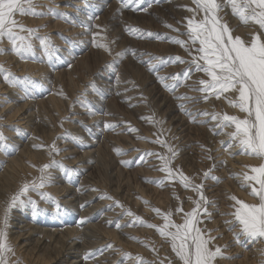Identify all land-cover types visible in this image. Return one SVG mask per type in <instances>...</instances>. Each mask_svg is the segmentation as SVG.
Masks as SVG:
<instances>
[{
  "label": "bare ground",
  "instance_id": "6f19581e",
  "mask_svg": "<svg viewBox=\"0 0 264 264\" xmlns=\"http://www.w3.org/2000/svg\"><path fill=\"white\" fill-rule=\"evenodd\" d=\"M109 1L110 0H95V1L39 0V3L41 5H50L52 7H56L59 13H66L67 14L66 18L53 16L51 14L44 16H31V15H19V14L16 15L15 19H17L19 22L23 23L27 27L38 28L41 35L45 33L49 34V32H52L50 31L51 28L52 30L55 31L63 30V33L62 32L60 33L58 31L57 36L49 34L53 42H56V44L58 45L62 46L63 44L59 42H68L65 46L66 52H62L61 50L59 52V55L61 57L60 60H56L55 58H53L51 62L47 60H42L41 59L42 53L40 51V48L37 49V47H39V42L35 40L33 41L34 44L36 45L37 59L35 60L20 59L12 52L11 54L7 53L8 51L10 52L11 46L6 39L2 43V46L5 49L7 50L9 49V50L8 51L6 50L7 52L5 51L4 53L0 54V63H3L6 68H8L11 72L15 73L17 76L22 77L24 75H29L33 77L35 81L38 82V86L28 85L27 88H22L18 86L13 87L8 83H6L2 78V76H0V100L3 101V104L0 101L2 104L0 105V119H1L0 126H2L0 127V131H3L4 135L9 137L8 143L15 146L14 150L9 149L7 150V153L0 151V208H2L4 201L11 194L15 193L18 190V188L21 186L22 183H24L25 181H31L34 177H38L40 175L38 168L40 165L47 163L49 161L50 159L49 146H51L53 142H55L56 147H58L59 144H63L61 148L59 147L61 151H59L58 154H54V157L58 155L62 156L60 158H62L66 162L64 164L68 163L69 164L68 166L74 169L72 176H74V174L78 171V169L82 170L84 168H93L92 170L87 172L89 174L87 175V177L89 178H85L84 173H79L78 176H80L79 177L80 182L76 181L77 186H74L72 184L73 177L71 178V181H69L66 174L60 169L59 172L57 171L58 174L56 173L55 169L50 170L52 174V180L50 185L47 186V189L45 188L46 190L44 191L51 193L54 197H56L59 200L60 204L62 205L61 213L55 210L53 204L40 200L39 196L36 193H29V195H31L33 199H36L38 201V206L40 209H42L38 213L41 214L42 212L45 211L47 212L48 218L47 221H45V223L43 224L41 223V218H40L41 216L34 217L35 213L33 211H31L32 212L31 215L29 213H25L24 209L26 208L28 209L29 205L26 207L24 206L22 208H17L11 212L10 227L8 229V239L10 244L13 246L15 250V255L12 256L11 258L14 261L18 260L19 264H113L112 260H114V258L112 257L110 260L106 259L107 257L105 256L106 254L104 255V253L108 254V252L105 249L106 247H104L101 243L107 239L109 240L108 243L112 244L115 241V244L117 243L121 245L122 248H132V246L135 247L136 249L135 261L139 260V258H142L144 261L147 262V264H154V262H158L159 260H164L165 257H167L169 259H172L174 264H178V261H176L175 259V254L172 253L168 242H167V248L169 249V252L162 254L159 257L153 259L154 251L152 249L154 247L148 246L149 242L150 241L152 242L154 239L155 242H162L165 239L161 237L158 232L156 237H153L152 228L144 225L143 228H141L139 225L136 226V228L134 229H132L131 227L129 228L124 227L125 229L123 230L139 233L143 238H145V240L146 239L149 240L147 243L146 242L144 243V241L143 243L142 242L136 243L126 239L125 242L124 240L122 242V240H120L122 238H119L120 236V234L118 233L119 229H117L115 226L113 229H111L109 228L108 225L110 220L111 221L114 220L111 219L113 217V214L114 213L119 214L118 210L120 211L121 208L119 207L117 208L118 213L113 211L116 205L112 207L113 210L107 211V209L109 208H107L106 206L109 200L101 198L105 193L110 195L109 193L112 192L114 195H116L115 197H117L118 195L122 196L119 200L116 201H120L125 208L131 210L133 209L131 205H133L135 207L134 210L136 215L142 218H146L145 221H147L150 224H153V221L155 222L159 221L158 224H161L163 223L162 219L152 211V208H159L162 211H166L168 206L169 207L175 206L176 208L181 201L180 199L181 195L178 196L175 194V196H171L170 190L173 187H175L174 190L176 193L178 187L181 186L182 188H184L178 181H172V182L165 181V183L161 185L167 187L166 189H164V191H160L157 188L152 189L153 192L156 193V197H154L150 193L146 194L145 191L140 188L141 185L137 186V183H135L136 182L135 170L140 171L142 166L154 165V164H155V168L159 169L158 165L160 164V161L156 158V156L146 157V159L151 160L150 163H147V160L145 159L144 163H139L140 164L139 166H135V168L137 169L128 170L127 167L132 166L131 164L132 161H130V156H133L134 154L140 155L142 152H146V151L166 154L168 148H166V146L164 147L158 146L157 143L152 142L155 140L154 137L148 138L146 135L142 134L139 130L137 131L138 127L134 125V122L133 123L130 122L133 130L129 132L126 127L127 121L125 120L121 121L119 118V117H125L124 112L122 113L123 106L122 108H118L115 111L117 118L108 120L107 117L104 116V114L114 111L112 108L108 107V102H106L105 98H103V100L100 98L99 94H103L104 96H106L117 93L118 96H120V98L124 99L125 101L123 104L124 106L130 104L131 101L129 92L128 90H126V88L128 87L127 85L123 84L124 82H126L125 80H123L126 79V76H119L118 74L117 75L114 74L113 75L115 76L114 82H112L111 84L106 83L109 84L108 85L109 87H106L105 89H103L100 85L94 82L99 78L95 76L96 74L93 75V73H98V75L101 74V71L99 69L100 67L103 68V71L108 72L107 73L108 75L109 73L111 75L114 71H116L115 70L116 68H113L114 66H112V64L106 65V63L110 61L109 59L112 58V57L110 58L108 57L109 54L108 56L106 55L107 50H105L104 48L94 46L92 42L94 32L99 33V36L97 37L98 43H105L106 41V40L104 41V37H105L106 29L108 28L109 25H107L108 22L107 21L108 19L106 20L107 17L103 15L106 12L105 11L103 13L104 9L109 8V10L111 9L113 10L112 7H115L116 11L117 9H121L120 10L121 17L122 14L124 13L125 16L129 15L130 17L131 15L130 12L129 14L127 13L128 10H126V8L121 7V3L116 2L115 4H113L114 0H111V2ZM174 1L175 4L177 5L178 1L177 0ZM182 1L183 4H185L184 3L185 1L188 7H194V5L192 4V0H182ZM108 2L111 3V5L108 4ZM131 7H135V5H132ZM177 8H179V6ZM41 10L46 11V9H41ZM124 10H126V12ZM186 10L184 11L186 12ZM100 12H102L103 14ZM179 13L181 12H178V15ZM227 13L230 14L229 11ZM89 16L93 17L90 23L92 25H100L101 27L99 29L96 27H92L91 31H87L84 27L81 26L82 23L88 22ZM118 17L119 16H117V18ZM129 17L127 18L128 20ZM236 18L238 19V17ZM114 20L113 22H115ZM111 29H113V27ZM244 30L245 29L243 28L241 31L243 32ZM245 31L248 30L246 29ZM87 34H89V37L91 38L90 46L88 44L86 45L83 44V42L87 41L86 43H88V40H90L88 39L89 37ZM84 35H87V38L84 39L85 41H83V38L85 37ZM80 36L83 37L82 40L79 39ZM247 37L248 36L245 37L246 40L248 39ZM58 47L60 49V46ZM127 50L129 52L128 54H130L131 53L130 48H128ZM106 56L109 59H106ZM132 56L133 55L130 54V57ZM133 57H135V55ZM114 58H115V54L113 55L112 59ZM118 59L119 58H115L116 61H118ZM148 59H149V55H148ZM150 62L156 63L155 59H153ZM123 66L124 65H122V67ZM176 66H174L172 63L170 64L167 63L165 66L167 68L159 72V74L160 75L170 74V71L172 70H174V74H175L181 72L186 67V65L184 64H179L178 67ZM134 71L137 73L136 70ZM196 74L201 75L202 76L201 78H206L204 77L203 73H196ZM104 76L106 77V75ZM140 78L141 77H138L137 75V77L133 78V80L138 81L140 80ZM197 78L198 80L201 79L199 77ZM197 78H195V80H197ZM145 79L146 77L145 78L143 77L142 81H145ZM190 81H192V78L185 82L187 86H185V83H182V87L184 88L185 93L186 92L189 93L188 95H184V96L195 97L196 99H189V100L181 99L179 101L180 102L179 106L180 105L183 106L177 108L181 111V113L185 111V109L190 108L191 109L190 112L194 114L196 113L197 108L204 106V107H208V109L210 108L208 111H206L208 113L215 111V112H227L230 113V115L232 114L235 115L237 114L240 116L243 115L239 113L237 109L230 107L227 101H225L222 98L216 99L215 97H210L208 101L202 100L201 98L202 94L200 92L193 90L194 87L193 88L191 87L192 88L191 90ZM131 82L132 81H130L129 84H132ZM133 83L135 84V82ZM169 83H171V81H169ZM160 85L163 88L162 90L163 91L165 90V94L170 91L165 87H163L162 83ZM85 89H87V91L90 92V94H87V99L89 101L92 100V97H95V99L92 100L93 107L97 109L94 115H89L87 109L85 107H82L81 102L77 100V97L80 95L78 91L82 90L84 92ZM179 90L180 89H178V91ZM142 94L145 95L146 97L151 95L148 89L144 90ZM154 94H152V96H154ZM177 97H181V96H176V99H178ZM199 100H202V102H199ZM103 102L105 103L103 104ZM125 107L127 108V106ZM198 114L202 115L200 114V112H198ZM181 115L182 117L180 119H184L185 114L182 113ZM127 116L130 117V113H127ZM187 118L193 120V118L190 117ZM208 120L210 121L207 123V127H208L207 129L213 133L216 132L220 133L219 135H216L212 138V144L216 147H214L213 145L209 146L211 148L212 147L216 148V150L218 151L217 154L213 155V151L209 149L207 146L206 148V153L208 154L207 156L210 155L212 159L211 160L208 159L207 161L204 159V157L203 160L200 159V161H198L199 164H197L196 170L194 172L196 174L195 182L198 183L201 182L203 173L207 171L209 168L214 169V172H212L213 176L216 177L220 176L219 177L220 179H225L224 182L222 180L220 181L223 190L222 188L221 189L214 188L213 194L214 196L218 197L220 193H223L225 191L226 193L225 195H227V199L219 198V200L217 201V205L219 206V208L208 207V210L211 209V211H217L215 214L217 218L211 220L210 224H211V229L215 230L212 232V235L217 237V239L215 240V244L222 246V251L224 253L223 257L217 258L216 264H264V257L261 256V251H260L264 249V238L258 239L255 242H253L247 240L243 235H241L239 237V242H238L237 238L234 236V232L239 231V225L237 224V226H235V228L237 229H233L234 228L233 227L232 228L233 230L232 229L229 230V225L226 224L225 221L232 220V217L229 215H222V213H220V209L224 211L223 213H229L233 211L230 205L233 204L234 202L229 199V197L232 195H235L237 198L242 199L245 202H249V203L256 202V198L249 194L251 191L250 187H242L241 185L245 183L243 179V174L245 172L251 174V169L249 166H258L261 163V161L254 156L243 154L240 151L239 154H237L238 156H231L230 155L231 152H235L236 149L232 148L226 151L225 149L227 148V144L221 150L222 146L220 142L222 140L223 141L226 140L225 139L227 137L226 129L228 128L224 129L223 131H219V130L213 131L217 122L212 119H208ZM105 121L115 122L118 124V127H116L114 130H105L104 129ZM147 121L146 122L143 121V122L147 123ZM206 121L207 120H204L203 122H198L199 126L195 124L197 126L196 128L197 129L200 128L202 123H205ZM178 123H174V124L172 123L174 125L173 128L175 130L172 133L176 137L179 134L178 132H176V127L178 126ZM11 125H13L14 129L11 128ZM153 127H151V129ZM125 129L128 133L134 136L133 139H130L131 141L128 140L129 138L128 135H125V133L123 132V130ZM154 129L156 128L154 127ZM11 131L14 135L11 133ZM66 131L69 135L65 134ZM119 134L121 135L124 134L122 136L123 140L127 141V144L129 143V145H131L130 150L132 151L129 154L128 153L126 154V152L129 149L123 151L120 154H118V152L114 150V149L125 150L124 148L120 147V143L118 142L119 139L117 137L119 136ZM157 134H155V137H157ZM169 134L170 132L166 136L170 137ZM73 137H76V139H73ZM143 137H146L147 139L145 140ZM79 138H82V140ZM171 139L173 142H171ZM147 140L151 143L147 142ZM174 140L173 138H170L168 140L170 141V143L167 141L166 142L168 143V145H171L174 148L175 147L178 148L179 146V144H177L178 140L176 142H174ZM185 142L186 141H183L182 144H186ZM33 145H39L41 147H33ZM187 147L188 146L183 148L186 149ZM139 148H141V150L138 153L137 150ZM183 148H180L179 152L181 151L182 155L183 153H186L188 157L189 155L188 152H190V150L184 151ZM74 153L76 155H74ZM217 155L218 156L220 155L221 159H214V156ZM175 158L177 159L173 161L172 166L177 167L179 169V167L183 166L184 164L181 163V159L179 160L178 156ZM183 158L184 157H182V159ZM222 160H225V163L222 164ZM121 161H129L130 163L123 164L121 163ZM226 162L228 164H226ZM76 164L78 166H75ZM33 165H35L36 167H33ZM91 177L94 180L93 181L94 183L88 181L89 179L91 180ZM83 182H86L85 184H90L84 190V191L89 190L86 194H84L82 191V186L85 185L83 184ZM77 189L80 190L78 191ZM131 192H134L135 194L134 198L130 196ZM95 193L98 194L95 195ZM204 193L208 198V200L210 201L211 199L210 196L213 194L209 195L208 193L205 192V190ZM183 194H186L184 196L190 197L191 195L196 193H194L191 189H189L187 190V192L183 191L182 196ZM93 195H95L96 198L99 195L98 196L99 200L97 203L95 202L96 204L93 203V199H96L93 198ZM177 196L179 197V200L176 199ZM129 197H131V199ZM145 200L148 201L149 203L145 204L144 203ZM186 200L189 203L190 201L189 198H186ZM222 200H226V201H222ZM85 201H87L88 203L90 202V205L87 204L85 208L81 209L80 205ZM223 202H227L226 203L227 205L224 207H222ZM102 206H104V208H102ZM93 210L95 212H93ZM140 210L142 211V213ZM77 211L79 215L78 220L74 218V215L76 214ZM85 216L89 217L90 219L88 220V222L85 223L86 225L85 224L81 225L79 221L81 217H85ZM148 216L149 218H147ZM33 218H35V221H33ZM219 218L222 219V222L218 226H215L214 222ZM174 220H176L177 223L181 222L179 215H175ZM119 222L122 223L123 221L119 220ZM43 225H47L46 227L48 226L51 227L46 229L43 228ZM88 229L90 230V232L88 231ZM221 229L223 233L219 232ZM120 230L122 229L120 228ZM88 232L90 234L96 233L97 238L91 237L93 240L90 238L91 239L89 240L90 242H87V240L89 239V238L86 239L88 237ZM115 234H119L118 238L115 236ZM100 236L101 238H99ZM118 242H121V244ZM94 245H98L97 248L100 249L96 250L94 256L85 260L83 258L85 252L94 248L93 247ZM225 245L226 247H223ZM114 248L116 249L115 245ZM103 249H105V252H102ZM100 252H102L103 254ZM117 253L119 254V252ZM237 253L240 254V257H235L233 255ZM69 255L71 257H69ZM135 255L126 256L127 260L125 257V261H123V263L131 264L133 260L130 257H134ZM98 261H100V263ZM165 264H167L166 260H165Z\"/></svg>",
  "mask_w": 264,
  "mask_h": 264
},
{
  "label": "snow or ice",
  "instance_id": "6c2138e0",
  "mask_svg": "<svg viewBox=\"0 0 264 264\" xmlns=\"http://www.w3.org/2000/svg\"><path fill=\"white\" fill-rule=\"evenodd\" d=\"M122 8H129L136 5L138 10L147 11L146 8L140 7L144 0H120ZM194 7H188L187 11L191 16L184 18V31L176 28L171 24H165L166 27L176 32V36L165 37L170 43L179 45L188 54L189 59L183 56L152 57L149 54V60L155 59L157 63H149L148 70L156 73L158 81H160L166 89L175 91L178 86L191 79L193 72L203 73L204 77L195 84L193 90L202 94L201 98L208 101L210 97L216 99H224L230 107L238 110L243 114L235 115L227 112H202L204 116L211 115V119L216 121L213 131H223L230 128L227 132V141H221V146L227 144V148H237L246 155L258 158L261 163L258 166H249L251 174L245 172L243 174L242 187H250V195L256 198V202H245L237 198L235 195L229 197L234 203L230 205L233 211L222 213L229 215L232 220H226L229 230L239 225V231L234 232V236L239 242V237L243 235L247 240L255 242L264 238V0H192ZM150 6V5H149ZM226 8H230L231 13L238 17L241 23H252L258 26V30L250 34V39H242L240 35H234L233 29L224 19L222 13ZM41 9H46L41 10ZM121 9H117L120 11ZM136 10V9H134ZM44 16L51 14L66 18V13H59L56 7L50 5H41L39 0H0V54L7 49L2 46L6 39L10 44V51L20 59H37L36 45L34 40L39 42V48L42 53V60L51 62L53 58L60 60V49L53 42L50 35L40 34L38 28L27 27L23 23L15 19L16 15ZM93 17H88V22L82 23L87 31H91L92 27L100 28V25H92L90 22ZM180 23V22H178ZM132 35H138L143 38L145 35L153 37L150 31L146 32L138 27L128 28ZM99 33H93V45L104 48L112 54L111 43H98L97 37ZM181 37H186L182 39ZM156 38H161L157 35ZM106 40V38H105ZM128 54L125 49L115 53V58L123 57ZM135 55V50L131 52ZM144 62V61H141ZM167 63L184 64L186 67L178 73L160 75L159 67ZM0 76L6 83L13 87L27 88L28 85L38 86V82L29 75L17 76L8 68L0 63ZM171 81V83H169ZM185 86L186 83H185ZM94 87V85H93ZM103 99L104 95L99 94ZM180 99H196L195 97L181 96ZM77 100L81 102V106L87 109L89 115H94L97 111L87 99V89L84 90ZM191 116V113H189ZM145 119V117H141ZM151 119H155L154 115ZM195 122V121H193ZM62 126V125H61ZM2 127V126H0ZM118 127L115 122H104L105 130H114ZM126 127L131 132L132 126L130 122H126ZM138 131V130H137ZM66 135H69L66 131ZM147 139L146 137H143ZM76 139V137H73ZM82 140V138H79ZM9 137L0 131V151L7 153V150L13 149V145L8 143ZM153 143H164L168 148V154L153 153L151 151L142 152L139 155L137 163H144L146 157L156 156L160 161L159 171L164 175L155 180L145 178L146 182H155L163 185L165 181L172 182L178 180L185 189H191L197 194L196 199H192L193 207L189 211H185L182 202L172 210L162 211L159 208H152V211L159 216L163 223L150 224L142 217L136 215L130 209L114 200V198L105 193L101 198L113 201V203L121 208L120 215H126L131 218L130 222L125 225L115 221H109V224H115L117 229L125 226L144 225L154 228L161 237H163L170 245L172 253L178 264H216L217 258L223 257L222 246L216 245V236L212 235L214 229L202 227L205 220L211 219L212 213L208 210V205L213 203L209 201L204 193L203 179L211 177L214 181H219V177L212 176L213 169H208L203 173L200 183H196L194 177L188 176L182 170L174 169L172 164L177 154V150L166 142H162L159 137L152 141ZM33 147H41L33 145ZM118 154L122 153V149H114ZM61 151L56 147L55 142L49 146V161L39 166L40 175L34 177L31 181H25L18 190L11 194L0 208V264H19L18 260H12L15 250L8 239V229L10 227L11 212L17 208L30 205L33 212L41 211L38 201L33 199L29 193H36L40 200L54 205L56 211H60L62 205L59 200L51 193L44 191L50 185L52 180L51 169L58 168L63 171L69 181H71L74 169L63 163V160H56L54 154ZM208 159H212L209 155ZM123 164L129 161H121ZM33 167H36L33 165ZM78 191L80 189H77ZM179 200V197H176ZM148 204V201H144ZM85 201L80 205L83 209L87 206ZM112 205H108L111 207ZM174 215H179L181 222L177 223L173 219ZM90 218L81 217L79 223L82 225L88 222ZM136 239L135 237H132ZM107 248L113 245L108 243ZM223 247H226L223 246ZM154 252L156 249H152ZM261 256L264 257V249L260 250ZM96 250H88L84 254L87 260L95 255ZM130 255V254H129ZM230 258V257H227ZM140 264H147L142 258ZM174 264L172 259L165 257L164 260L154 262V264Z\"/></svg>",
  "mask_w": 264,
  "mask_h": 264
},
{
  "label": "rangeland",
  "instance_id": "374dc122",
  "mask_svg": "<svg viewBox=\"0 0 264 264\" xmlns=\"http://www.w3.org/2000/svg\"><path fill=\"white\" fill-rule=\"evenodd\" d=\"M93 1H95V0H93ZM156 1V2H155ZM166 1V2H165ZM178 1V3H177V5L179 6V8H177L178 6L175 4V1L174 0H144V3L140 6V7H142V8H146L147 9V11H141V10H138V8H137V6L135 5V7H130V8H132V9H130V8H126V10H128V14H129V12H130V17H129V15L127 16H125V13L124 14H122V17L120 16L121 15V12L120 11H116L115 10V7H112L113 8V10L111 9V7H110V9L111 10H109V8L108 9H104V11H103V13L105 12V14H103L102 12H100V13H102L105 17H107L106 18V20L108 21L107 22V25H109L110 26V24L113 22V20L114 19H116V20H114L115 22H113L112 24H111V26L109 27L108 26V28L106 29V33H105V37H104V41H105V38H106V41L105 42H110L111 43V49H112V54H111V56H110V54H109V52L107 51L106 52V55L108 56V54H109V58L110 57H112L113 58V55L116 53V52H121L122 50H125V49H128V48H130V52H132V50L133 49H135V57H130V54H126V55H124L123 57H121V59L119 58L118 59V61H116L115 60V58L114 59H109V58H107V56H106V59H109V60H107V61H109V62H107L106 63V65L108 64H112V66H114L113 68H116L115 70L116 71H114L111 75H110V73H109V75L107 74L108 72H106V71H103V68L102 67H100L99 69H100V71H101V74H99L98 75V73H93V75H95L96 77H98L97 79L98 80H95L94 82L96 83V84H98V85H100L103 89H105L106 87H109L108 85L109 84H106V83H112V82H114V78H115V76H113L114 74L115 75H119V76H126V79H123V80H125L126 82H124L123 84L124 85H127V87L128 88H126V90H128V92H129V95H130V97H131V101H130V104H128V105H125V106H127V108L123 105L124 104V99L123 98H120V96H118V94L117 93H114V94H111V95H106V96H104V98H105V100H106V102H108V107H110V108H112L113 109V111L114 112H108L107 114H104V116L105 117H107V119L109 120H111V119H113V118H117L116 116V114H115V111L118 109V108H122V106H123V108H122V113L124 112V115H125V117H119L120 118V120L121 121H127V122H131V123H133L134 122V125H136L137 127H138V129L137 130H139L142 134H144V135H146L148 138H151V137H154V139L156 140L158 137H159V139L162 141V142H169L170 143V141H168L170 138H173V140H174V142H176L177 140H178V142H177V144H179V146H178V148L177 147H175V149H177V154H176V156L175 157H179V160L181 159V163L182 164H184L183 166H180L179 167V169L177 168V167H173L174 169H178V170H182L183 171V173L184 174H186V175H188V176H191V177H194V179H195V177H196V174H195V170H196V167H197V164H199V162L198 161H200V159H202L203 160V157H204V159L207 161L208 160V154L206 153V148H207V146H208V148L209 149H211L212 151H213V155H215V154H217V151L218 150H216V148H214V147H216V146H214L213 144H212V138L214 137V136H216V135H219L220 133L219 132H216V133H213V132H210L207 128V123L210 121V120H208V119H211V115H208V116H204V115H199L198 114V112H200V113H202V112H205V111H208L209 109H208V107H200V108H197V111H196V113H191L190 112V108L189 109H185V111H183L182 113H184L185 114V117H184V119H180L181 117H182V113H181V111L179 110V109H177V108H179L180 106H183V105H180L179 106V104H180V98L179 97H177L178 99H176V96H184V95H188L189 93H185V90H184V88L182 87V84L180 85V86H178L177 88H176V90L175 91H169L168 93H166L165 94V90L163 91L162 89V86L160 85L161 83H160V81H158V79H157V76L155 75V73H153V72H150L149 70H148V64L149 63H154V62H150V61H152V60H149L148 59V55H149V53L152 55V57H165V58H167V57H169V56H176V55H180V56H183L185 59L186 58H188L189 59V57H188V54H186V52H184L183 50L184 49H182L179 45H176V44H173V43H170L169 42V40L167 39V38H165V37H169V36H176L177 35V33L176 32H174V31H172L171 29H169L168 27H166L165 26V24L167 23V24H171V25H173L174 27H176V28H180V30H183L184 29V26H182L183 25V23H184V18L185 17H187V16H190L191 15V13H189L187 10H186V7L185 6H188L187 4H186V2L184 1V3L185 4H183V1L182 0H177ZM182 1V2H181ZM109 2H111V0L109 1ZM108 2V4H110L111 5V3H109ZM120 3V0H114L113 1V4H115V3ZM154 2V3H153ZM174 2V3H173ZM180 4V5H179ZM182 4H183V6H182ZM150 5V6H149ZM172 5V6H171ZM102 6H104V5H102ZM114 6V5H113ZM190 6V5H189ZM181 7H182V9H181ZM130 9V10H129ZM133 9H136V10H133ZM161 9H162V11H161ZM178 9V10H177ZM227 9H228V11L230 12V14L229 13H227L228 11H227ZM126 10H124L125 12H126ZM175 10V11H174ZM184 10H186V12L184 11ZM111 11V12H110ZM140 11V12H139ZM227 11V12H226ZM109 12V13H108ZM132 12V13H131ZM178 12H181V13H179V15H178ZM107 13V14H106ZM112 13V14H111ZM120 13V14H119ZM133 13H135V14H133ZM170 13V14H169ZM187 13H189V14H187ZM227 13V14H226ZM110 14V15H109ZM186 14V15H185ZM109 17H108V16ZM115 15V16H114ZM185 15V16H184ZM223 16H224V18L226 17H228L227 19H226V21L228 22V24H229V26L233 29V33H234V35H240V36H242L243 34H245L246 36H248L247 38V40H249L250 39V34L252 33V32H254V31H257L258 30V26L257 25H254V24H242L241 22H240V20L239 19H237L236 18V16H234L232 13H231V10H230V8H226L225 10H224V12H223V14H222ZM117 16H119L118 18H117ZM132 16V17H131ZM133 16H136V17H133ZM138 16V17H137ZM159 16V17H158ZM172 16V17H171ZM229 16H230V18H229ZM126 17V18H125ZM129 17V20L127 19ZM184 17V18H183ZM231 17H232V19H231ZM236 19H235V18ZM125 20H124V19ZM134 18V19H133ZM137 18V19H136ZM165 18V19H164ZM171 18V19H170ZM180 18V19H179ZM117 19H118V21H117ZM123 19V20H122ZM133 19V20H132ZM160 19V20H159ZM163 19V20H162ZM173 19H174V21H173ZM131 20H132V22H131ZM140 20V21H139ZM162 20V21H161ZM127 21V22H126ZM136 21V22H135ZM156 21V22H155ZM170 21V22H169ZM111 22V23H110ZM125 22V23H124ZM128 22H129V24H128ZM130 22H131V24H130ZM178 22H180V23H178ZM110 23V24H109ZM143 23V24H142ZM239 23V24H238ZM241 23V24H240ZM177 24V25H176ZM128 25V26H127ZM127 26V27H126ZM138 27L139 29H142V30H144L145 31V33L146 32H148V31H150V32H152L153 34H154V36L153 37H148L147 35H145L143 38H139V36L138 35H132V34H130L129 33V31L127 32V29L128 28H131V27ZM113 27V29H111ZM153 30H152V29ZM247 29L248 31H241L242 29ZM111 30H113V31H111ZM118 32H117V31ZM185 30V29H184ZM183 30V31H184ZM50 31H52V32H49V34H52V35H55V36H57V34H58V31L59 30H52V28H51V30ZM108 31V32H107ZM183 31H181V32H183ZM250 31V32H249ZM60 33L62 32L63 33V30H61V31H59ZM117 32V33H116ZM241 32V33H240ZM113 33V34H112ZM115 33V34H114ZM118 33H119V35H118ZM106 34H107V36H106ZM249 34V35H248ZM88 35V37H89V34H87ZM87 35H84L85 37L83 38L82 36H80V40H82V38H83V41H85L84 39L85 38H87ZM114 35V36H113ZM117 35V36H116ZM157 35H159V36H161V38H156L157 37ZM245 35H243L242 37H243V39L246 37ZM120 36V37H119ZM113 37V38H112ZM133 37H134V40H133ZM241 37V38H242ZM60 38V37H59ZM182 39H186V37H181ZM88 39H90V40H88V43H86L87 41H85V42H83V44H88L89 46H90V42H91V38L89 37ZM245 40H246V38H245ZM55 44H56V42H54ZM58 43V42H57ZM59 43H63L62 44V46L61 45H58V44H56V45H58V46H60V50L62 51V52H66L65 51V46H66V44L68 43V42H59ZM64 43H65V45H64ZM149 44H150V46H149ZM121 45V46H120ZM125 45H126V47H125ZM128 45V46H127ZM124 46V47H123ZM121 47V48H120ZM146 47V48H145ZM37 49H39V47H37ZM63 49V50H62ZM142 49V50H141ZM9 50V49H8ZM7 50V51H8ZM137 50V51H136ZM6 51V52H7ZM116 51V52H115ZM7 53H9V54H11V51L9 52H7ZM129 53V52H128ZM184 53V54H183ZM82 55H83V53H82ZM144 56H145V58H144ZM127 57V58H126ZM104 58H105V56H104ZM144 58V59H143ZM131 59H133V60H131ZM141 61H144V62H141ZM155 62L157 63V61L155 60ZM130 63V64H129ZM155 64V63H154ZM170 64V63H169ZM174 66H176V67H178L179 66V63H172ZM122 65H124L123 67H122ZM128 65H129V68H128ZM166 65H164V66H162V67H160V69H158V72H161V71H163L164 69H166L167 67H165ZM132 67V68H131ZM112 68V67H111ZM122 68H124V69H122ZM127 69V70H126ZM139 69V70H138ZM129 70V71H128ZM134 70H136L137 71V73L134 71ZM103 71V72H102ZM134 71V72H133ZM106 75V77L104 76V75ZM133 74H135V75H133ZM170 74H174V70H172V71H170ZM137 75H138V77H141L140 78V80H138V81H135V80H133V78H136L137 77ZM131 77V78H130ZM143 77L145 78L146 77V79H145V81H142V79H143ZM197 77H199V78H201L202 76L201 75H197L196 74V72H193V74H192V76H191V78H192V81H190L191 83H190V88L192 87H198V85H196V84H194L195 83V81H198V78ZM195 78H197V80H195ZM130 79V80H129ZM130 81H132L131 83L132 84H129V82ZM104 82V83H103ZM133 82H135V84L133 83ZM137 82V83H136ZM129 84V85H128ZM192 88H191V90H192ZM193 88V89H194ZM81 89H82V87H81ZM149 90L150 91V93H151V95L150 96H148V97H146L145 95H143L142 94V92H144V90ZM178 89H180L179 91H178ZM159 90V91H158ZM156 91H158V92H156ZM80 94L83 92L82 90H79L78 91ZM147 92V91H146ZM155 93V94H154ZM87 94H90V92H88L87 91ZM152 94H154V96H152ZM190 97V96H189ZM6 99H8V98H6ZM93 99H95V97H92V100ZM92 100H90L91 101V103L93 102ZM103 100V99H102ZM176 100H177V102H176ZM184 100H187V99H184ZM189 100V99H188ZM203 100V99H202ZM202 100H199V102H202ZM1 102H2V104H3V101L2 100H0ZM1 102H0V105H2L1 104ZM102 103V102H101ZM105 102H103V104H104ZM102 104V105H103ZM144 105V106H143ZM199 106V105H198ZM125 107V108H124ZM201 108H204V109H201ZM6 109V108H5ZM200 109H201V111H200ZM127 113H130V117H128L127 116ZM189 113H191V116L189 115ZM212 112H210L209 114H211ZM100 114H103V113H100ZM228 114H230V113H228ZM154 115V117H155V119L153 120V119H151V117ZM237 115V114H236ZM141 116L142 117H145V118H147L148 119V121H147V119H141ZM187 117H190V118H193V120H191V119H188ZM3 118V117H2ZM203 118H205V119H203ZM1 120V119H0ZM134 120V121H133ZM141 120V121H140ZM204 120H207L205 123H202V125H201V127L200 128H196L197 126L195 125V124H197L198 126H199V124H198V122H203ZM73 121V120H72ZM143 121H147V123H144ZM153 121V122H152ZM155 121V122H154ZM157 121V122H156ZM193 121H195V122H193ZM165 122V123H164ZM179 122V123H178ZM0 123H1V121H0ZM130 123V124H131ZM150 123H151V125H150ZM157 123V124H156ZM174 123H178V126L176 127V132H178L179 134H178V136L176 137L172 132L173 131H175L174 130V128H173V124ZM145 124V125H144ZM148 124V125H147ZM153 124V125H152ZM133 125V126H134ZM180 125V126H179ZM148 126H150V127H148ZM156 128V129H154V127ZM7 127V126H6ZM5 127V128H6ZM148 127V128H147ZM151 127H153L152 129H151ZM161 127V128H160ZM11 128H13V125H11ZM14 129V128H13ZM149 129H151V130H149ZM172 129V130H171ZM28 130H29V128H28ZM227 131L226 132H229V131H231V129L230 128H228V129H226ZM61 131H63V130H61ZM123 132L125 133V135H128V140L129 141H131L130 139H133V135L132 134H130V133H128L127 131H126V129L125 130H123ZM122 132V133H123ZM155 132V133H154ZM160 132V133H159ZM163 132V133H162ZM166 132V133H165ZM170 132V137H167L166 135H168V133ZM11 133H12V131H11ZM121 133V134H122ZM158 133V134H157ZM172 133V134H171ZM13 134V133H12ZM121 134H119V136L117 137L119 140H118V142L120 143V147H122V148H124L125 150L124 151H126V150H128L127 152H126V154L128 153H130L132 150H130L131 149V145H129V143L127 144V141H124L123 140V135H121ZM155 134H157V137H155ZM14 135V134H13ZM163 135V136H162ZM176 137V138H175ZM169 138V139H168ZM167 139V140H166ZM226 140L225 141H227L228 140V136L225 138ZM146 140V139H145ZM183 141H186L185 143L186 144H182V142ZM147 142H149L148 140H147ZM166 142V144L168 145V143ZM171 142H173L172 141V139H171ZM149 143H151V142H149ZM126 144V145H125ZM158 144V146H165V144L164 143H157ZM214 146V147H209V146ZM63 146V144H59L58 145V147L57 148H61ZM186 146H188L186 149H184L183 147H186ZM226 146V144L224 145V146H222V148H221V150L224 148ZM59 148V149H60ZM167 148V147H166ZM180 148H183L184 149V151H189L190 150V152H188V157H187V154L186 153H183V155H182V153H181V151L179 152V150H180ZM190 148V149H189ZM236 150H235V152H238V153H235V152H231V156H238L237 154H239V150H237V148H235ZM141 150V148H139L138 150H137V152L139 153V151ZM234 153V154H233ZM166 154H168V151H167V153ZM241 154V153H240ZM74 155H76L75 153H74ZM180 155H182V156H180ZM229 155V156H230ZM58 157V158H57ZM60 157H62L61 155L59 156H56V157H54V158H56V160H63L62 158H60ZM182 157H184L183 159H182ZM138 158H139V154H134L133 156H130V161H132L131 162V164H132V166L131 167H127V169L128 170H132V169H137V168H135V166H139L140 164H138L137 163V160H138ZM177 158H175L174 160H176ZM214 159H221V156L219 155H217V156H214ZM147 160V163H150V159H146ZM173 160V161H174ZM63 163H66L64 160H63ZM155 163V162H154ZM223 163H225V160H222V164ZM226 164H228L227 162H226ZM65 165H69L68 163L67 164H65ZM75 166H78L77 164L75 165ZM158 167H159V165H158ZM53 169H55L56 170V173L58 174V172H59V169L58 168H53ZM93 168H84V169H82V170H80V169H78V171L74 174V176H72L73 178V185L74 186H77V182H80V179H79V177L80 176H78L79 175V173H84L85 174V178H89V177H87V175H89L87 172H89L90 170H92ZM210 169V168H209ZM211 169H213V168H211ZM58 171V172H57ZM136 171V173H135V178H136V182L135 183H137V186H139V185H141V189H143L144 191H145V193L146 194H152L154 197H156V193H154L153 192V188H157V189H159L160 191H164V189H166L167 187H164V186H161L160 184H157V183H155V182H146V180H145V178L147 177V178H150V179H153V180H155V179H157V178H160V177H162L163 175H164V173H160V171L158 170V169H156L155 168V164L154 165H145V166H142V168H141V170L140 171H138V170H135ZM212 172H214V169H213V171ZM213 176V175H212ZM203 177V176H202ZM220 177V176H219ZM225 181V179H219V181H214L213 179H211V177H209V178H206V179H203V183H204V190H205V192L206 193H208L209 195H211V194H213V190H214V188H218V189H221L222 188V190H223V187H222V184H221V182L220 181ZM77 181V182H76ZM88 181H91V182H93L94 180L92 179V177H91V180L89 179ZM175 181H178V180H175ZM179 182V181H178ZM86 182H83V184H85ZM94 183V182H93ZM135 183H134V185H135ZM196 183H198V182H196ZM90 184H85V185H83L82 186V191H83V193L84 194H86L89 190H86V191H84L85 189H86V187H88ZM179 185V184H178ZM144 188H146V189H144ZM46 189H47V187H46ZM46 189H44V190H46ZM175 187H173L171 190H170V195L171 196H175V194L176 195H178V196H180L181 195V197H180V199H181V201L180 202H182V207L186 210V211H189L192 207H193V204H192V200H190L189 201V203H188V201L186 200V198H189L188 196H184V195H186V194H183V196H182V193H183V191H185V192H187V190H189V189H185V188H182L181 186L180 187H178V190H177V192L175 193ZM109 193V192H108ZM96 194H98V193H95V195ZM110 194V196H114L113 198H114V200H119L122 196H117V197H115L116 195H114L112 192H110L109 193ZM226 193H225V191L223 192V193H220L219 195H218V197H216V196H214V194L213 195H211L210 197H211V199H210V201H212L213 203H211V204H209L208 205V207H215V208H219V206L217 205V201L219 200V198L220 199H222V198H225V199H227V195H225ZM95 195H93V198H96V196ZM134 192H131V194H130V196L132 197V198H134ZM222 195H224V196H222ZM99 196V195H98ZM98 196H97V198L96 199H93V203H97L98 202ZM222 196V197H221ZM131 197H129L130 199H131ZM193 200L194 199H196L197 198V194H193V195H191L190 196ZM40 199V198H39ZM139 200V199H138ZM186 200V201H185ZM110 201L111 200H109L107 203V208H109V209H107V211H109V210H113L112 209V207H114L115 206V204L114 203H112V201H111V204H112V206L111 207H108V205H111L110 204ZM222 201H226V200H222ZM120 202V201H119ZM95 203V204H96ZM227 202H223V204H222V207H224V206H226L227 204H226ZM88 205H90V202L88 203ZM104 205V204H103ZM26 206H28V205H26ZM25 206V207H26ZM29 208L27 209H24L25 210V213H29L30 215H31V211H32V209H30L31 208V206L29 205L28 206ZM131 207L133 208V209H131V210H133L132 212H134L135 213V210H134V206L133 205H131ZM102 208H104V206H102ZM117 206L116 207H114V212H116V213H118L119 212V214H115L114 212H112V213H114L113 214V217L111 218L113 221H115L116 219H118L119 218V220L120 221H123L121 224H125V225H127L129 222H130V220H131V218L130 217H128V216H126V215H120V213H121V209H120V211L118 210V212H117ZM116 209V210H115ZM169 209H172V210H174L175 209V206H173V207H169L168 206V208H167V210H169ZM166 210V211H167ZM95 211H96V209H95ZM94 210H93V212H95ZM106 211V212H107ZM141 211V210H140ZM39 211H37V212H34L33 214H34V217H40L41 218V223L43 224V223H45V221H47V218H48V215H47V212L45 211V212H42L41 214L40 213H38ZM60 213L62 212V210L61 211H59ZM209 212H211L212 213V215H211V219H208V220H205L204 221V224L202 225V227H206V228H208V229H211V224H210V221L211 220H213V219H216L217 218V216L215 215L216 214V212L217 211H211V209L209 210ZM224 211L223 210H221L220 209V213H223ZM141 213H142V211H141ZM40 214V215H39ZM46 214V215H45ZM136 214V213H135ZM66 215V214H65ZM116 215V216H115ZM26 216H27V214H26ZM64 217V216H63ZM124 217V218H123ZM74 218L76 219V220H78V218H79V215H78V211L76 212V214L74 215ZM147 218H149V216L147 217ZM144 220L146 219V218H143ZM173 219H175V215L173 216ZM33 221H35V218H33ZM44 221V222H43ZM159 222V221H158ZM158 222H155V221H153V224H158ZM222 222V219H218V220H216L215 222H214V224H215V226H218L220 223ZM85 224V223H84ZM83 224V225H84ZM86 225V224H85ZM109 225V228H111V229H113L114 228V226H115V224L113 223V224H108ZM47 225H43V228H46V229H48V228H50L51 226H48V227H46ZM136 226H139V225H135V226H131V228L132 229H134V228H136ZM237 226V225H236ZM140 227L141 228H143L144 226L143 225H140ZM125 228H129V226H125ZM124 227H122L121 229L122 230H120L119 229V231H118V233L120 234V236H119V238H122V239H120V240H122V242H123V240H124V242H125V239L126 240H130V241H133V242H136V243H138V242H142L143 243V241H144V243L146 242H148L149 240H145V238H143L142 236H141V234H139V233H135V232H133V231H131V232H129V231H125V230H123V229H125ZM233 229H237V228H233ZM232 229V230H233ZM14 231H15V228H14ZM88 231L90 232V230L88 229ZM88 232V237L86 238V239H88L87 240V242H90L89 240H91L92 238H94V237H96V233L94 234V233H92L93 234V236H92V234H90ZM220 233L222 232L223 233V231H222V229L219 231ZM119 234H115V236L118 238V235ZM152 234H153V237H156V235H157V231L154 229V228H152ZM92 237V238H91ZM132 237H135L136 239H133ZM91 238V239H90ZM97 238V237H96ZM99 238H101V236L99 237ZM116 239V238H115ZM115 239H113V240H115ZM93 240V239H92ZM108 239L107 240H105V241H103V242H101L102 243V245L105 247V245H107L106 243H108ZM111 241V240H110ZM155 239L151 242H149V244H148V246H153L154 247V249H156V251L155 252H153V259H155V258H157V257H159L160 255H162V254H165V253H168L169 252V249L167 248V241L166 240H163L162 242H155ZM114 243V244H113ZM112 243V245H113V247L112 248H105L106 249V251L108 252V254L107 253H104V255L107 257L106 259L108 260H110L112 257L114 258V260H112L113 262V264H114V262H115V264H117L118 262H120V263H118V264H124L123 263V261H125V257L126 256H133V255H135V251H136V249H135V247H133L132 246V248H122V246L121 245H119V244H115V241ZM118 243H120L121 244V242H118ZM114 245H115V247H116V249L114 248ZM94 248H92L91 250H99L100 248H97L98 247V245H94L93 246ZM122 248V249H121ZM244 248V247H243ZM105 249H103L102 250V252H105ZM117 249H119V250H117ZM120 249H121V251H120ZM130 249V250H129ZM112 250V251H111ZM111 251V252H110ZM102 252H100V253H102ZM117 252H119V254L117 253ZM129 252V253H128ZM99 253V254H100ZM110 253V254H109ZM118 254V256H117V254ZM123 253V254H122ZM132 253V254H131ZM103 254V253H102ZM122 254V255H121ZM130 254V255H129ZM235 257H240V254L239 253H237V254H233ZM71 256H72V254H71ZM70 255H69V257H71ZM124 256V257H123ZM99 258H101V257H99ZM130 258H132V260L134 261V263H133V261H132V263L131 264H140V259L139 260H137V261H135V259H136V255L134 256V257H130ZM80 259V258H79ZM124 259V260H123ZM72 260V259H71ZM73 260H74V258H73ZM97 260V259H96ZM106 260V261H107ZM126 260H127V257H126ZM105 261V260H104ZM99 263H100V261H98ZM98 262H96V263H98ZM117 262V263H116Z\"/></svg>",
  "mask_w": 264,
  "mask_h": 264
}]
</instances>
